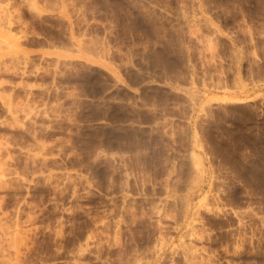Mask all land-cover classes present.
Wrapping results in <instances>:
<instances>
[{"label":"rangeland","instance_id":"obj_1","mask_svg":"<svg viewBox=\"0 0 264 264\" xmlns=\"http://www.w3.org/2000/svg\"><path fill=\"white\" fill-rule=\"evenodd\" d=\"M52 1L77 57H0V264H264V92L206 97L184 0Z\"/></svg>","mask_w":264,"mask_h":264},{"label":"crops","instance_id":"obj_2","mask_svg":"<svg viewBox=\"0 0 264 264\" xmlns=\"http://www.w3.org/2000/svg\"><path fill=\"white\" fill-rule=\"evenodd\" d=\"M184 2L189 19L207 29L183 41V45L195 47L194 77L204 79V84L207 79L211 81L206 97L232 102L257 98L264 92V0ZM57 4L52 0H34L32 4L30 0H0V57L18 59L25 55L45 61L54 56L59 62L76 58L77 51L68 43L66 20ZM171 11H175V0L171 1ZM52 19L58 28L62 23V33L52 34ZM178 42L172 39V45L178 46ZM113 46L116 49L107 50L102 45L92 48L90 65L99 72L114 73L130 85V55L125 56L124 43ZM171 54L173 59L175 49H171ZM190 55L188 51L187 57ZM172 59L171 70L178 76L179 67L173 65ZM187 71L190 76V66ZM110 90L108 87L106 93ZM110 103V96L105 97L104 92L101 98V108L106 111L104 119L109 118Z\"/></svg>","mask_w":264,"mask_h":264}]
</instances>
